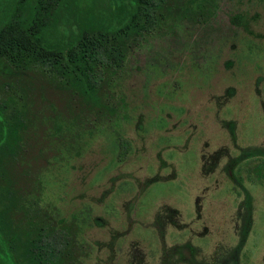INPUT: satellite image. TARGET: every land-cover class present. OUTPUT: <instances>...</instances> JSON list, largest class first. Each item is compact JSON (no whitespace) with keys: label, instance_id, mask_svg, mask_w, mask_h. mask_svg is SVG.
Here are the masks:
<instances>
[{"label":"rangeland","instance_id":"374dc122","mask_svg":"<svg viewBox=\"0 0 264 264\" xmlns=\"http://www.w3.org/2000/svg\"><path fill=\"white\" fill-rule=\"evenodd\" d=\"M211 2L206 21L160 26L130 51L127 116L71 151L52 140L38 192L77 221V264H189L187 251L264 264V0Z\"/></svg>","mask_w":264,"mask_h":264},{"label":"trees","instance_id":"16d2710c","mask_svg":"<svg viewBox=\"0 0 264 264\" xmlns=\"http://www.w3.org/2000/svg\"><path fill=\"white\" fill-rule=\"evenodd\" d=\"M211 1L110 0L108 8L98 7L93 10L85 7L90 2L84 0H53L54 5H57L55 8H60L54 11H59L61 17L81 18L80 24L76 26V34L80 38L66 44V66H52L49 75L42 72L46 65L41 46L43 39L40 37L42 28L38 27L37 31H33L38 37L33 43L41 47L35 46L30 56L22 52L29 48L19 38L18 96L23 102L19 103L18 114L26 116L33 112L38 129L48 131L50 140L57 139L64 143L66 148L69 147L68 151L73 150L79 138L91 137L93 131L102 128L101 126L111 128L118 115H126L127 103L121 80L130 51L160 26L174 28L179 19L191 23L206 21L211 15ZM30 13L33 16L37 14V10H31ZM21 44L26 46L25 49ZM69 44L72 46H68ZM37 51H40L39 55ZM43 79H49L50 87L54 86V92H60V98L47 102V84ZM29 99H32L30 103L27 101ZM47 106L50 110L45 114ZM27 124H30L29 119L19 118L18 129H26ZM115 137L117 145L125 151V140L118 132ZM38 141V152L41 155L42 138ZM18 145L21 146V143ZM26 145L31 144L23 143V147ZM54 151L52 149L51 153L54 154ZM260 153L258 149L246 150L228 166L242 157H257ZM261 166L264 168V162L258 164L257 168ZM20 190L18 189L19 192H24ZM32 193L39 194L36 189ZM36 204L34 199V202L19 206L20 210L25 211L21 215L23 218L20 226L27 229H20L18 233V253L22 257L18 264H76L78 244L74 229L60 221L54 222L56 219L52 215H49V222L43 224L41 215L37 217L31 213L32 210H40L36 208ZM241 245L242 240L231 252L234 253L233 257L237 256ZM26 252L32 254L33 259L29 263ZM189 260L191 264H201L192 257ZM235 262L237 264L236 260Z\"/></svg>","mask_w":264,"mask_h":264},{"label":"flooded vegetation","instance_id":"af4514ba","mask_svg":"<svg viewBox=\"0 0 264 264\" xmlns=\"http://www.w3.org/2000/svg\"><path fill=\"white\" fill-rule=\"evenodd\" d=\"M52 1L0 0V264H18L22 259L18 253V233L20 229L26 227L20 226L21 218H23L21 215L25 211L20 210L19 206L34 202V199L37 203L36 208L40 210H32L31 213L37 217L41 215L43 224L49 222V215H52L56 219L54 222L60 221L74 229L75 237L78 238V223L73 219L74 217L66 219L56 207L43 203L40 194L32 193L34 189L39 190L47 175L45 173L51 159L49 149H51L50 143L52 142L49 132L29 130L30 124H27L26 129H18L19 118L33 117L30 114L26 116L18 114V103L23 102V99L18 96L19 38L26 42L29 48L25 49L26 46L21 44L26 50L22 52H25L27 56L32 54L35 46L38 48L42 46V54L46 63L42 72L47 75L52 66L59 65L62 68L66 66V44L73 39L80 38L76 34V26L80 24L81 18L61 17L59 11L57 13L54 11L57 5H54ZM84 1L90 2L86 3L85 7L93 10L98 7L108 8L110 2V0ZM33 8L37 10V14L30 16ZM57 9L60 10V8ZM20 15L22 16L19 17ZM38 27L42 28L41 46L33 43L34 39L38 38L33 31H37ZM19 32L21 34H18ZM39 54L40 51H37V55ZM46 81L47 88H50L49 79ZM39 138H42L41 155L38 152ZM19 143L21 146L18 145ZM23 143L31 145L23 147ZM55 148L53 147L54 150ZM77 149L78 146L75 147V150ZM18 189L24 192H19ZM77 244L76 264L80 260L81 243L78 239ZM187 249L192 250V247ZM183 255H186L185 260L191 264L189 258L194 259L193 254L187 251ZM26 259L29 263L33 259L32 254L26 252Z\"/></svg>","mask_w":264,"mask_h":264}]
</instances>
